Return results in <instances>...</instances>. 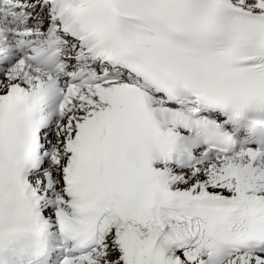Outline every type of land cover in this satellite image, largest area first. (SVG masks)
I'll use <instances>...</instances> for the list:
<instances>
[{
    "label": "snow or ice",
    "instance_id": "1",
    "mask_svg": "<svg viewBox=\"0 0 264 264\" xmlns=\"http://www.w3.org/2000/svg\"><path fill=\"white\" fill-rule=\"evenodd\" d=\"M0 264H264V0H0Z\"/></svg>",
    "mask_w": 264,
    "mask_h": 264
}]
</instances>
